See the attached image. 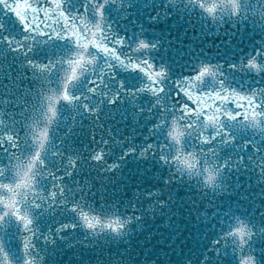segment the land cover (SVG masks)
Segmentation results:
<instances>
[{
    "label": "water",
    "instance_id": "1",
    "mask_svg": "<svg viewBox=\"0 0 264 264\" xmlns=\"http://www.w3.org/2000/svg\"><path fill=\"white\" fill-rule=\"evenodd\" d=\"M84 2L74 0V7L80 9ZM5 11L0 6V18ZM105 17L120 35L143 34L150 41H158L159 47L151 56L157 63L168 64L173 78L194 74L198 62L203 60L222 64L234 88H264V76L228 67L253 54L238 47L243 43L251 44L254 51L264 49V21L258 16L212 22L200 9L189 8L186 0H115L106 7ZM9 18L15 22L11 14ZM230 21L239 24V28L226 27L225 23ZM86 31L95 33L91 25ZM64 43L53 41L50 46H42L41 59L46 54L66 56V51H56ZM0 48L7 52L6 56H0V111L5 112L8 125L0 129V134L14 131L23 144L28 136L23 115L25 97L34 95L37 82L31 79L32 70L22 66L18 53L7 51L4 45ZM95 65V59L89 57L87 67ZM96 71L105 80L100 91L89 95L87 80L77 91L87 97L80 104L86 102L95 107L102 102L100 119H94L82 107L73 109L62 104L61 118L50 132L51 140L45 153L47 165L58 177H64L62 183L67 191L63 198L67 203L54 217L45 218V223H51L54 228L75 227H65L57 235L55 246H47L48 264H188L189 261L201 264L206 254L211 255L213 240L231 221L230 214L244 216L257 226L264 223V177L258 167L261 157L252 146L245 148L242 141H238L234 149L226 148L223 155L231 156L229 167L214 181L215 187L212 183L206 184L207 177L201 173L198 158L193 161L190 153L182 155L183 127L179 123L172 126L176 144L169 151L161 150L160 145L165 143L163 133L152 131L160 109L149 112L155 97L147 91L136 96L125 95L103 62ZM62 74L63 67L58 66L52 72V79L57 80ZM116 75L128 89L147 83L145 75L136 70L117 67ZM29 87L32 92L28 91ZM117 93L120 98L115 104H109V98ZM139 108L143 111H138ZM36 140L39 144L46 143L38 134ZM103 140L109 143L104 145ZM192 143L199 146L200 142L193 137L189 141L190 145ZM254 143L264 148V136L257 137ZM148 144L154 147L141 156V149ZM129 148H135L136 152L128 153ZM30 150V144L24 148L25 152ZM100 150L104 151V158L92 159ZM9 155L0 151V170L8 175L6 181L0 182V203L18 207L17 201L34 191L33 173L39 157L28 158L18 153L15 159L9 160ZM161 155L168 157V163L160 159ZM240 156L246 159L240 161L237 159ZM70 159H74V164ZM177 159L185 162L178 164ZM113 164L118 166L113 169ZM65 172L71 175L65 176ZM46 181L50 187L51 181L47 178ZM77 202L83 211L106 217L131 216L133 220L125 225L122 235L108 230L93 235L83 225L79 211L73 210ZM60 235L64 239H60ZM255 246L257 252H261L264 241L258 239ZM213 259L220 264H235L230 249L226 258Z\"/></svg>",
    "mask_w": 264,
    "mask_h": 264
},
{
    "label": "snow or ice",
    "instance_id": "2",
    "mask_svg": "<svg viewBox=\"0 0 264 264\" xmlns=\"http://www.w3.org/2000/svg\"><path fill=\"white\" fill-rule=\"evenodd\" d=\"M114 2L91 0L89 3L85 0L80 9H76L74 0H0V6L6 9L3 18H0V33H4L0 35V45L7 46V51L18 53L22 66L32 70L31 79L37 82L34 95L25 97L23 115L28 136L22 144L19 134L3 132L0 134V151L10 153L9 160L15 159L18 153L28 158L39 157L38 167L33 173L34 191L27 197L22 196L17 201L18 207H10L7 202L0 203V264H48L47 246H55L57 235L65 227H75L60 225L54 228L51 223H45V218L54 217L59 208L67 203L63 198L67 191L62 183L64 177H58L48 169L45 153L51 140V128L61 118L62 104L73 109L82 107L94 119H100L102 102L95 107L86 102L80 104L87 97L77 88L87 80L89 95L100 91V86L105 84L104 78L96 71L101 62L113 74L112 79L117 81V86L125 95L136 96L147 91L155 97L149 112L160 109L159 119L152 131L154 134L157 131L163 133L165 143L160 145L162 151H169L176 144L172 126L179 123L183 127L182 155L190 153L193 161L198 158L201 173L207 177L206 184L212 183L215 187L214 181L220 179L231 161L230 155H223L224 150L229 146L234 149L238 141H242L245 148L252 146L261 157L258 167L264 177V148L254 143L257 137L264 136V88H234L222 64L203 60L198 62L194 74L173 78L170 66L164 62L157 63L151 56L159 47L158 41H150L143 34L131 37L120 35L112 29L105 17V9ZM186 3L189 8L200 9L213 21L230 17L241 20L249 15L264 21V0H186ZM88 25L95 29V33L86 31ZM53 41H64V45L56 51H66L67 55L46 54L41 59L42 46H50ZM6 55L7 52L0 48V56ZM89 57L95 59V67H87ZM58 66L63 67V74L53 80L52 72ZM117 67L143 73L147 83L137 89L126 88L124 81L117 78ZM228 67L264 76V49L247 59L242 57L239 63L229 64ZM90 76L95 79H88ZM28 91L33 89L29 87ZM119 98L117 93L109 98L108 103L115 104ZM165 100L168 103H162ZM138 111L142 112L143 108ZM7 127L6 114L0 111V129ZM37 134L46 143L39 144ZM193 137L200 142L199 146L189 144ZM102 143L107 145L109 141L103 140ZM29 144L31 150L25 152L24 148ZM153 147L148 144L141 149L140 155L145 156ZM127 151L134 153L136 149L129 148ZM104 154L103 150L97 151L92 159L102 160ZM160 159L168 163L166 155H161ZM237 159L243 161L246 158L240 156ZM69 162L74 164L75 161L70 159ZM176 162L185 161L177 159ZM117 166L113 164L112 168ZM193 170L189 169L190 172ZM68 175L71 173L65 172V176ZM46 178L51 181L50 187ZM7 179L8 175L0 170V182ZM73 210L79 211L83 225L93 235L100 234V230L122 235L125 225L133 220L131 216L113 214L106 217L83 211L79 202L73 205ZM230 215L231 221L212 242L211 255L206 254L201 264H220L213 258H226L229 249L235 264H264V250L258 253L255 246L258 239L264 241V223L257 226L244 216ZM59 238L64 239L62 235Z\"/></svg>",
    "mask_w": 264,
    "mask_h": 264
}]
</instances>
